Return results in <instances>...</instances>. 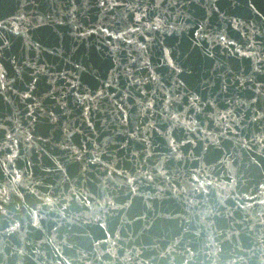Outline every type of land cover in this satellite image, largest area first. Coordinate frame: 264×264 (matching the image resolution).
Segmentation results:
<instances>
[{
  "label": "water",
  "instance_id": "water-1",
  "mask_svg": "<svg viewBox=\"0 0 264 264\" xmlns=\"http://www.w3.org/2000/svg\"><path fill=\"white\" fill-rule=\"evenodd\" d=\"M0 264H264V0H0Z\"/></svg>",
  "mask_w": 264,
  "mask_h": 264
}]
</instances>
